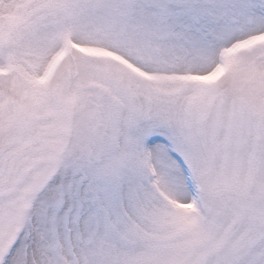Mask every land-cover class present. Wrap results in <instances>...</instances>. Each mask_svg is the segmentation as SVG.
Returning a JSON list of instances; mask_svg holds the SVG:
<instances>
[{
    "label": "snow or ice",
    "instance_id": "snow-or-ice-1",
    "mask_svg": "<svg viewBox=\"0 0 264 264\" xmlns=\"http://www.w3.org/2000/svg\"><path fill=\"white\" fill-rule=\"evenodd\" d=\"M0 264H264V0H0Z\"/></svg>",
    "mask_w": 264,
    "mask_h": 264
}]
</instances>
